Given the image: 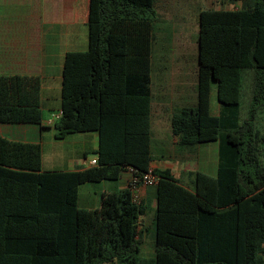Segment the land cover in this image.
<instances>
[{
	"label": "trees",
	"instance_id": "obj_1",
	"mask_svg": "<svg viewBox=\"0 0 264 264\" xmlns=\"http://www.w3.org/2000/svg\"><path fill=\"white\" fill-rule=\"evenodd\" d=\"M218 1L240 7L199 11L196 101L170 118L178 146L218 142L215 176L195 172L188 190L149 169L154 0H88L87 49L64 56L50 125L56 140L96 132V165L42 171L39 144L0 137V264H264V0ZM39 95L38 77L0 76V122L40 124ZM125 170L157 179L149 259L139 256L144 209L130 181L96 209L77 207L80 185Z\"/></svg>",
	"mask_w": 264,
	"mask_h": 264
},
{
	"label": "crops",
	"instance_id": "obj_2",
	"mask_svg": "<svg viewBox=\"0 0 264 264\" xmlns=\"http://www.w3.org/2000/svg\"><path fill=\"white\" fill-rule=\"evenodd\" d=\"M203 2V0H154L156 21L153 26L150 74L152 160L149 169L169 170L173 178L188 190H192V176L195 172L215 176L218 168V142L199 144L193 149H186L187 151L184 150L178 159L170 153L165 155L159 153L167 152L169 145L178 146L170 131L172 115L183 107L194 105L196 101V74L195 82L194 78L187 79V75L190 74H187L184 62L187 60L186 56L192 52L188 47L192 40L196 41L197 54L198 13L205 10L200 6ZM87 3L88 0H0V76L38 77L42 115L40 124L1 121L0 137L22 143L39 144L42 171H78L91 167L89 161L95 159L93 152L98 147L96 132L69 134L61 140H56L53 126L47 123L49 117L60 110L61 70L65 54L84 52L87 49ZM156 39L166 43L162 47L164 59L162 56L158 77L153 80V48ZM172 41L173 43L179 41V48L172 46ZM177 54L181 58L175 62L176 69H168L169 56ZM195 63L197 70V57ZM213 93L216 95L214 85L210 91L209 109L211 115L218 116L219 103L212 108ZM152 122L159 128L168 127L167 131L162 132L167 137L161 133L154 137L151 131ZM48 145L53 146L50 156H46ZM153 148L158 154H152ZM130 179L131 172L125 170L117 180L80 185L77 207L98 208L103 193L126 189ZM154 185L139 184L133 192L134 199L144 209L139 219V246L140 253L145 255L143 257L145 259L152 258L154 253L156 209Z\"/></svg>",
	"mask_w": 264,
	"mask_h": 264
},
{
	"label": "rangeland",
	"instance_id": "obj_3",
	"mask_svg": "<svg viewBox=\"0 0 264 264\" xmlns=\"http://www.w3.org/2000/svg\"><path fill=\"white\" fill-rule=\"evenodd\" d=\"M203 4H201V9H212V10H236L240 7V4L239 3H234V4H229V3H221L219 2L218 0H203ZM196 5H197V2H196ZM192 7H195L194 4H191ZM199 5L197 6L198 8L200 7ZM195 35L197 37V34H196V31H195ZM166 43V41H162V40H159V39H156L155 40V43H154V48H153V67H154V71H153V80H155L157 77H158V72H159V65L161 64V59H162V56H163V59H164V55H163V52H162V47L164 46V44ZM172 46L176 47V48H179V41H176V43H173L172 41ZM178 46V47H177ZM188 47L192 49V52L190 55H187L186 58L187 60L184 62V66L187 68L186 72L187 74H190V75H187V79H192L194 78V82H195V74H196V57H197V54H196V41L195 40H192L188 43ZM178 53V52H177ZM195 53V54H194ZM170 59L168 60V69H171L172 70H175L176 69V66H175V62L179 60V58H181L178 54L177 55H171L169 56ZM174 61V62H173ZM250 75H247L246 76V80L245 82L243 83L244 84V96H243V99H244V104L247 102V95H248V91H249V88H248V83H250ZM155 83V81H154ZM190 83V81H189ZM213 98H212V108L216 106L217 104V100H216V95L213 93ZM264 112H261L259 115H260V118L263 116ZM259 124V129L260 131H262V134L264 135V121L262 119H259L258 122ZM152 133H154V137H156L157 135H159L160 133L161 134H164V137H167L165 136V133H162V132H165V130L167 131V128L166 127H157L153 122H152ZM49 146V149L46 150V156H50L51 155V149L53 146ZM181 149V150H179ZM186 150L185 148L183 147H173L171 145L167 146V152L165 151L164 153H159L161 155H165V154H171L172 156L175 157V159H178L179 156L183 155V151ZM170 151V152H169ZM187 151V150H186ZM259 151H260V159L261 161H263L264 163V147H260L259 148ZM158 151L155 150L153 148V151H152V154H158L157 153ZM47 161H49L48 158H46ZM264 165V164H263ZM47 166V164L45 165ZM191 166H193V164H191ZM48 168V167H46ZM139 256L141 258H143L145 255L142 253L139 254Z\"/></svg>",
	"mask_w": 264,
	"mask_h": 264
},
{
	"label": "built area",
	"instance_id": "obj_4",
	"mask_svg": "<svg viewBox=\"0 0 264 264\" xmlns=\"http://www.w3.org/2000/svg\"><path fill=\"white\" fill-rule=\"evenodd\" d=\"M60 118V113H53L49 119L47 120L48 124H53L54 121H57ZM90 166L96 165V159H91L89 161ZM157 181L156 177L151 173V171H148L147 173L143 174L141 177H131L130 183L133 186V189H135V185L138 183H143L145 185H153Z\"/></svg>",
	"mask_w": 264,
	"mask_h": 264
}]
</instances>
